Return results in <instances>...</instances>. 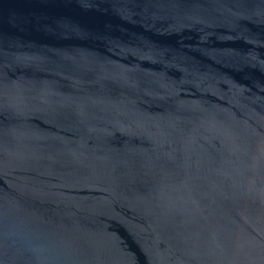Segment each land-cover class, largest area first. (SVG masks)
<instances>
[{
  "label": "water",
  "instance_id": "obj_1",
  "mask_svg": "<svg viewBox=\"0 0 264 264\" xmlns=\"http://www.w3.org/2000/svg\"><path fill=\"white\" fill-rule=\"evenodd\" d=\"M0 264H264V0H0Z\"/></svg>",
  "mask_w": 264,
  "mask_h": 264
}]
</instances>
